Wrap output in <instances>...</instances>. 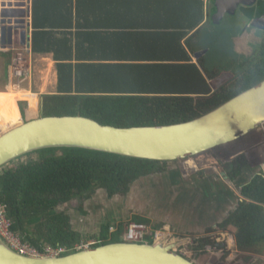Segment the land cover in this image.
I'll return each mask as SVG.
<instances>
[{
  "label": "trees",
  "instance_id": "16d2710c",
  "mask_svg": "<svg viewBox=\"0 0 264 264\" xmlns=\"http://www.w3.org/2000/svg\"><path fill=\"white\" fill-rule=\"evenodd\" d=\"M171 2L179 7L174 13V25L182 30L195 29L204 21L206 11L202 1L188 0L185 2L187 4L181 0ZM210 2L214 5L215 0ZM195 3L200 5L201 10L193 6ZM182 4L188 7L185 14H181ZM254 5L251 17L257 26L254 28L256 30L262 25L264 27V0H258ZM32 19L33 24H36L34 15ZM206 23L196 31L195 38L202 39L204 47L210 49L209 53H213V57L214 52L225 53L229 32L220 31L216 36V30L227 25L223 23L215 27L210 14ZM240 29H235L232 34H240ZM211 37L217 41L208 40ZM261 40L260 45L252 50H256L254 56L248 61L237 63L234 59L227 67H221V63L217 62L210 68L204 57L199 58L198 63L190 64L188 53H184L180 46L170 47L168 53L171 54L176 49L178 52L181 50L177 60L185 64H156L153 67L152 88L147 84L151 90L142 95H136L130 86L124 87L127 81H119L122 95L118 96L44 97L42 116L81 115L101 124L121 127L190 121L264 80V30ZM235 62L236 67L233 66ZM225 74L230 76L213 89L211 82ZM9 112V117H14L11 115L12 110ZM22 114V122L32 120L26 119L31 117L26 110ZM16 117L18 120L17 114ZM25 157L27 159L23 162L11 163L0 169V201L6 205L7 218L12 223L11 230L21 239L22 244L39 253H43L46 247L62 248L65 250L62 256L77 251L76 247L86 242L89 235L75 227L76 218L74 223L71 222L68 212L74 208L60 210L61 206L76 198H91L97 190L104 191L108 200L115 196L126 198L130 185L140 177L169 171L167 162L81 148H50ZM246 165L245 157L240 156L230 164L227 177L236 180ZM250 176L247 183H240L244 200L237 202L235 209L219 223L217 229L210 227L206 229L205 235L195 237L197 258L202 254L204 256L203 245L208 242L224 247L234 245L242 253L264 254V168ZM83 203H79L77 211L86 218L91 212L83 209ZM125 220L118 218L110 224L102 222L100 232L93 236L94 243L91 246L123 240L124 224L127 223ZM130 220L151 224V220L140 215H134ZM152 225L153 228H162V222ZM230 226L236 230H231ZM110 227H114V230ZM226 232L228 234L224 235Z\"/></svg>",
  "mask_w": 264,
  "mask_h": 264
},
{
  "label": "crops",
  "instance_id": "0c3cea01",
  "mask_svg": "<svg viewBox=\"0 0 264 264\" xmlns=\"http://www.w3.org/2000/svg\"><path fill=\"white\" fill-rule=\"evenodd\" d=\"M171 1L0 0V131L18 123L25 110L31 116H42L44 97L118 96L122 95L119 81H127L124 87L130 86L136 95H142L152 88L156 64H185L177 60L181 50L188 53L190 64L204 57L211 68L218 61L202 39L195 37L196 31L207 24L214 5L210 0H200L205 19L188 31L174 25L179 7ZM181 1L187 4L188 0ZM184 4L181 14L188 10ZM193 6L201 10L200 5ZM240 7L244 10L251 6ZM249 28L246 31L250 33ZM256 30L262 32L261 28ZM208 40L217 41L214 37ZM177 46L179 52L168 53L170 47ZM19 51L29 60V78L21 96L36 98L34 110L25 99H13L20 94L6 90L7 69ZM223 77L211 82L213 89L226 80L221 81ZM9 110L14 117L4 115Z\"/></svg>",
  "mask_w": 264,
  "mask_h": 264
},
{
  "label": "water",
  "instance_id": "95a60500",
  "mask_svg": "<svg viewBox=\"0 0 264 264\" xmlns=\"http://www.w3.org/2000/svg\"><path fill=\"white\" fill-rule=\"evenodd\" d=\"M257 1L247 3L244 0H215L211 19L215 23L218 15L221 19L225 15L236 14L240 6H254ZM223 80L225 78L221 81ZM263 124L264 80L204 115L186 122L121 127L101 124L81 115L40 116L27 122L20 120L1 130L0 169L28 154L62 147L90 149L167 163L177 160L184 162L258 130ZM161 174L167 176L169 181L165 182L159 176L163 181L155 183L153 202L165 198L166 189L161 190L160 186H166L167 189L169 185L173 187L179 202L183 194V211H190L186 215L197 226L190 231L180 229L184 233L196 232L195 229L202 224H205L204 228L217 229L219 223L235 209L237 202L243 200L230 187L234 183L239 188L240 183L230 178H226L227 183L218 181L215 177H205L191 183L184 181L183 176L175 169ZM182 174H185L184 170ZM146 176L130 185L126 199H134L136 185ZM97 193V196H92L83 205L86 212H91L93 207L88 203L93 199L111 202L115 197L123 198L115 196L108 200L104 191L97 190ZM140 196H146V193H141ZM222 212L224 216L218 220ZM68 213L72 223L75 218L88 222L87 216L85 218L77 208ZM176 248L175 243H143L124 238L94 247L84 246L64 256L45 258L20 255L0 238V264H198L179 253Z\"/></svg>",
  "mask_w": 264,
  "mask_h": 264
},
{
  "label": "rangeland",
  "instance_id": "374dc122",
  "mask_svg": "<svg viewBox=\"0 0 264 264\" xmlns=\"http://www.w3.org/2000/svg\"><path fill=\"white\" fill-rule=\"evenodd\" d=\"M236 14L229 15L228 21L227 23H225L227 27H225L224 25L220 27L219 30H216V36H218L220 31L230 33L229 28L240 29L241 27V34L238 33L239 35H233L232 37V31L230 34L227 33V45H225L227 49L225 53L220 54L214 52V58L215 60L221 63V67H227L235 60L237 63L239 61H248V59L254 56L256 52V50L252 51V48L256 45H260L261 43L262 32L253 29H250V33L246 31L249 28L248 24H246L244 27L241 26V23L243 21L241 19L242 21L240 22L241 17H238V19H233ZM244 31L246 32L245 35ZM253 41H255V44L253 43ZM233 42L234 45H231L233 44ZM238 55L242 57V60H238V58H240L238 57ZM244 58L245 60H243ZM236 62L233 65L234 67L237 66ZM38 117H40V115L26 117V119H35ZM1 129L4 130L5 128ZM32 156L35 157V155ZM240 156L245 157V160L247 162L246 167L248 168V171H250L251 174L258 172L260 171V169L264 168V132L262 130V127H259L258 130L249 132L248 134L241 136L240 138L226 143L218 148L200 154L195 158H191V160L193 161L192 163H194V165L185 164L187 160H185L184 162H181V160H177L173 162H168L167 169H175L179 171L180 175L183 176V179L186 182L193 183L200 179H204L205 177L200 178L198 176V172L201 170H206L207 178L211 179L212 177H215L218 181H223L227 183L226 178L229 177H227L226 175L225 168ZM26 159V157H22L12 163L23 162ZM185 167H187V169H185ZM182 170L185 171V174H182ZM160 175L163 177V180L165 182L169 181V178L167 176L164 177L161 173H157L155 175L149 174V176L142 178L141 182L136 185V194L134 199L132 200H128L126 198L118 199L116 197L115 199H111V202L106 200H91L88 204H92L93 208H91V216H89V219L87 218L88 222L82 221L77 226V229L79 231L89 233V236H91L87 238L86 242H83V245H88L89 247H92L91 244L94 243V238L92 237V235H98L101 229L100 226L102 222H112L118 218L126 219L125 221H129L132 216L140 215L147 217L149 220H151V224H155V222H162V228H168L169 230L173 232L175 231L177 234L181 235V244L179 240L176 242L177 251L185 255L187 258L195 260L198 264L260 263L256 259L255 253H242L239 250H236L234 248V245L231 247H224L222 245L211 244L209 242L204 243L203 245V249L205 250V252H203L204 256L202 254L200 258H197L195 256L196 250L194 249V247L196 246L195 237L205 235L206 229L210 227L204 228L205 224L199 225L198 229L194 228L196 232L193 233H184L180 230L182 228H186L190 231V229H192L193 227L197 228V226L192 221L190 222L189 218L186 215V213H189L190 211H183L184 209L181 205V202L183 200V194H181L179 198L181 202H179L175 197V191L173 187H171L170 185L168 186V189L166 188V186H160L161 190L166 189L165 198L158 199V201H156L155 203L153 202V200L155 199L154 192H156L155 183L163 181L162 178L159 177ZM249 178H251V176L247 177V175H244L243 172L241 175L238 176L236 182H247ZM159 185L162 184L159 183ZM230 187L233 189L234 194L239 199L242 198L244 200L240 186L238 188L234 183H232ZM141 193H146V196H140ZM97 194L99 193L96 192L94 196H97ZM90 199L91 198L81 200L76 198L69 202L67 205L61 206L59 209L68 211L70 208H77L80 202H84L83 205L85 203L87 204ZM128 215L130 216L127 217ZM223 216L224 214L222 212L218 220H221V217ZM229 228L233 231L236 230L234 226H230ZM226 234H228V232L224 233V235ZM185 237H189L192 240H186L187 238ZM225 239H227V236ZM80 247L81 244L80 246L76 247L77 250ZM205 247H208L209 250L205 249Z\"/></svg>",
  "mask_w": 264,
  "mask_h": 264
},
{
  "label": "built area",
  "instance_id": "2783aa9c",
  "mask_svg": "<svg viewBox=\"0 0 264 264\" xmlns=\"http://www.w3.org/2000/svg\"><path fill=\"white\" fill-rule=\"evenodd\" d=\"M29 78V60L23 51L16 52L11 63L7 69V92L14 94L24 93V86ZM264 132V124L261 126ZM125 231L123 234V239H128L131 241L151 243L154 241H161L162 243H175L179 240L180 236L175 231H171L168 228H153L152 224H146L144 222H136L129 220L124 224ZM12 223L7 218V208L6 205L0 201V238L7 243L13 250L17 251L20 255L29 257H45V258H55L60 257L65 252L64 249H54L46 247L43 253H39L36 249L28 247L22 244L21 239L11 230ZM114 230V227H110ZM186 240H192L189 237ZM181 244V241H180ZM184 244V243H183ZM88 245H83L81 247ZM81 247L79 249H81ZM205 249L209 250L208 247ZM257 260L262 261L264 264V254L255 255Z\"/></svg>",
  "mask_w": 264,
  "mask_h": 264
},
{
  "label": "flooded vegetation",
  "instance_id": "af4514ba",
  "mask_svg": "<svg viewBox=\"0 0 264 264\" xmlns=\"http://www.w3.org/2000/svg\"><path fill=\"white\" fill-rule=\"evenodd\" d=\"M245 2H247V3H250L252 0H244ZM253 7L254 6H251L250 7V9H248V8H246V9H244V10H242V8L240 7L239 8V11H240V15L237 13L236 14V16H234V18L233 19H238V17H241L240 18V22L243 20L246 24H248V26L251 28V29H254V28H256L257 26H256V24L255 23H253V18L251 17V15L253 14V13H251V11L253 10ZM244 8V7H243ZM251 10V11H250ZM238 11V12H239ZM216 16V15H215ZM243 16L245 17V18H243ZM220 16L218 15L217 17H216V19L214 20V21H216L215 23L212 21V23H213V25L215 26V27H220V26H222V24L223 23H227V21H228V18H229V15H225L223 18H219ZM242 19V20H241ZM243 21H242V23H243ZM242 23H241V25H242ZM263 24V23H262ZM253 27V28H252ZM259 27V26H258ZM259 28H261V29H263L264 30V27H263V25L262 26H260ZM234 30L235 29H232V28H229V31H230V33H231V31H233L234 32ZM248 30V29H247ZM263 30H262V32H263ZM233 37V36H232ZM262 41V40H261ZM234 43V42H233ZM223 78H225V79H227V77H223ZM231 167H230V165L229 166H227L226 168H225V170H226V172L230 169ZM244 175H247V177H249L250 175H252L251 173H250V171H248V168L247 167H245L244 168ZM198 176L200 177V178H204V177H206L207 176V172H206V170H202V172H198ZM100 212V211H99ZM98 213V212H97ZM89 216H91V214H89V215H87V218L89 219ZM81 222L79 221V220H77V218L75 219V227L77 228V226L80 224ZM81 232V231H80ZM82 233H84V231H82ZM86 234H88L89 235V233H86ZM94 235H92V237H93ZM89 237H91V236H89Z\"/></svg>",
  "mask_w": 264,
  "mask_h": 264
},
{
  "label": "bare ground",
  "instance_id": "6f19581e",
  "mask_svg": "<svg viewBox=\"0 0 264 264\" xmlns=\"http://www.w3.org/2000/svg\"><path fill=\"white\" fill-rule=\"evenodd\" d=\"M14 100H20V99H25L26 101L29 102V105H30V108L32 110H34L36 108V103H37V100L36 98L33 96H28V95H22L21 94L19 96H17V98H13ZM7 114H10L9 111H6V113H4V115L6 116ZM187 162L190 164V165H194V163H192L193 161L191 159L187 160ZM184 166V164H183ZM190 167V166H189ZM193 167V166H192ZM185 169H187V167H185Z\"/></svg>",
  "mask_w": 264,
  "mask_h": 264
}]
</instances>
